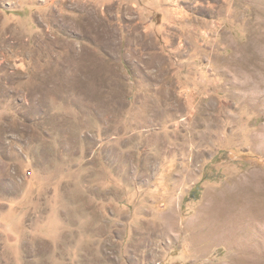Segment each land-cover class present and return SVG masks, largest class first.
<instances>
[{
  "label": "rangeland",
  "instance_id": "obj_1",
  "mask_svg": "<svg viewBox=\"0 0 264 264\" xmlns=\"http://www.w3.org/2000/svg\"><path fill=\"white\" fill-rule=\"evenodd\" d=\"M258 236L264 0H0V264H264Z\"/></svg>",
  "mask_w": 264,
  "mask_h": 264
},
{
  "label": "bare ground",
  "instance_id": "obj_2",
  "mask_svg": "<svg viewBox=\"0 0 264 264\" xmlns=\"http://www.w3.org/2000/svg\"><path fill=\"white\" fill-rule=\"evenodd\" d=\"M149 120H146V122H148ZM258 230V229H257ZM259 231V230H258ZM255 232H256V230H255ZM257 236V235H256ZM261 237H263L264 238V236H261ZM261 237H259L258 236V238H261ZM253 238V237H252ZM254 240H255V238H254ZM261 240V239H260ZM253 241V240H252ZM262 244V243H261ZM263 246V245H262ZM260 248V247H259ZM261 250V249H260ZM264 250V249H263ZM257 254V253H256ZM261 254V253H260Z\"/></svg>",
  "mask_w": 264,
  "mask_h": 264
}]
</instances>
